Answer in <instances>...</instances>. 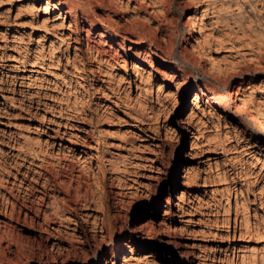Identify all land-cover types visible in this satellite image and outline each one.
<instances>
[{"label": "rangeland", "instance_id": "rangeland-1", "mask_svg": "<svg viewBox=\"0 0 264 264\" xmlns=\"http://www.w3.org/2000/svg\"><path fill=\"white\" fill-rule=\"evenodd\" d=\"M263 121L264 0H0V264H264Z\"/></svg>", "mask_w": 264, "mask_h": 264}, {"label": "bare ground", "instance_id": "bare-ground-1", "mask_svg": "<svg viewBox=\"0 0 264 264\" xmlns=\"http://www.w3.org/2000/svg\"><path fill=\"white\" fill-rule=\"evenodd\" d=\"M239 107V106H238ZM241 107V106H240ZM243 109V108H242ZM264 122V121H263ZM263 125V124H262ZM260 127V126H259ZM70 179H71V177H70ZM76 187H75V189L77 190V189H79L81 186H82V183H81V180H80V177L78 176L76 179ZM52 182L54 183V185L56 186L57 184H58V182H57V180L56 179H45V181H44V184H46L47 186L50 184V185H52ZM44 186V185H43ZM47 189L45 188V189H43V191L41 192V195L39 196L38 195V201L36 202V208H35V211H34V216L36 217H38L39 215H40V207H41V202L44 200V198H45V196H44V192L46 191ZM34 194V192L32 191V192H30L29 193V195L30 196H32ZM7 200L5 199V204L4 205H7ZM15 202H12L11 203V209L13 210L14 208H15V204H14ZM32 205V204H31ZM27 206V205H26ZM22 206H20V208H21ZM21 210V209H20ZM25 214H26V212H25ZM47 219V217H46V215H43V220H46ZM44 223L42 222L41 223V225H43Z\"/></svg>", "mask_w": 264, "mask_h": 264}]
</instances>
